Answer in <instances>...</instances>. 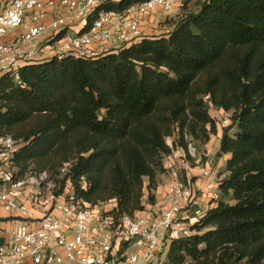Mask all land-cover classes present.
I'll list each match as a JSON object with an SVG mask.
<instances>
[{
	"label": "trees",
	"instance_id": "1",
	"mask_svg": "<svg viewBox=\"0 0 264 264\" xmlns=\"http://www.w3.org/2000/svg\"><path fill=\"white\" fill-rule=\"evenodd\" d=\"M145 1L107 2L83 30ZM198 1L165 35L33 63L19 81L1 76L0 136L18 141L22 174L71 163L77 199L114 200V212L132 216L155 204L167 137L179 132L185 148L186 134L209 142L211 106L223 108L232 114L219 153L230 158L215 206L171 243L165 264H264V0Z\"/></svg>",
	"mask_w": 264,
	"mask_h": 264
},
{
	"label": "built area",
	"instance_id": "2",
	"mask_svg": "<svg viewBox=\"0 0 264 264\" xmlns=\"http://www.w3.org/2000/svg\"><path fill=\"white\" fill-rule=\"evenodd\" d=\"M110 1L121 0H0V78L8 74L19 81L21 70L33 63L95 58L137 44L148 37L146 16L185 0H148L123 12H101L84 31L94 11ZM212 111L215 121L216 115L230 119L223 108L212 105ZM187 143L169 155L176 165L163 204L131 216L114 212V200L77 199L67 177L71 163L56 175L22 174L15 161L18 141L0 136V209L9 214L0 217V264H165L171 243L194 235L193 226L205 215L190 216L201 189L192 170L201 159ZM209 175L201 168L199 178Z\"/></svg>",
	"mask_w": 264,
	"mask_h": 264
},
{
	"label": "crops",
	"instance_id": "3",
	"mask_svg": "<svg viewBox=\"0 0 264 264\" xmlns=\"http://www.w3.org/2000/svg\"><path fill=\"white\" fill-rule=\"evenodd\" d=\"M160 13L162 15H160ZM158 12L156 14H153L151 16H146L144 18V30L148 36H155L158 32H171L173 30L172 22L173 20H177L183 15L181 8H175L171 10L170 12L164 13V12ZM166 21V29L162 30V26H160V23ZM221 137H222V130L218 128V134L216 136L212 137L209 142H201L202 145L198 146L199 153L202 152L204 157L206 158L205 164H203L202 157L201 164L199 166H194L192 172L195 175V178H199L201 174V168L206 166L207 168L209 166H212L217 172H218V178H217V184L214 187L217 193L218 188V181L220 179H223L226 174L225 168L227 160L230 158L229 154H220V145H221ZM208 159V160H207ZM164 165L167 169V173L169 174L171 171H174L173 167H175L176 162L171 156H167L164 159ZM164 175H162L163 177ZM198 184L200 187H203L206 191L205 195L199 199V204L194 207V210L191 212L190 216L193 217L195 215V211L200 213H206L210 208L214 207L215 204L211 202L213 198L217 197V194H212L211 192V180H205L202 178L198 179ZM155 204L151 205L146 203V208L153 207L158 208L160 207L164 200L165 196L167 194V187H163L158 184L157 189L155 190ZM207 195L209 197L207 198ZM9 214L5 212L4 210L0 209V217H6ZM15 218V215H12Z\"/></svg>",
	"mask_w": 264,
	"mask_h": 264
},
{
	"label": "rangeland",
	"instance_id": "4",
	"mask_svg": "<svg viewBox=\"0 0 264 264\" xmlns=\"http://www.w3.org/2000/svg\"><path fill=\"white\" fill-rule=\"evenodd\" d=\"M42 1H47V0H42ZM198 0H185L184 1V3H183V6H179V7H175V8H181L182 9V12L184 13V11H186V10H195V9H197L199 6H198ZM175 8H173V9H175ZM172 9V10H173ZM171 11V10H170ZM170 11H159V13L160 12H164V13H167V12H170ZM62 12L64 13V14H67V15H71L72 13L71 12H69V11H67L66 13H65V11L64 10H62ZM158 13V12H157ZM156 14V13H155ZM160 15H162L161 13H160ZM78 27L80 26L81 27V23L80 24H78L77 25ZM160 26H162V30H165L166 29V21H164V22H162V23H160ZM168 32H162V31H160V32H158L155 36H162V35H165V34H167ZM211 112V111H210ZM227 113H228V115L231 117V112H228L227 111ZM211 114H214L213 113V111L211 112ZM219 114V113H218ZM214 116V115H213ZM216 117V125H217V127L220 129V130H223V128L224 127H227L230 123H231V120L229 119V120H227V121H224V120H222V116L221 115H216L215 116ZM234 131H232V133H233ZM214 136H216V135H213L212 137H214ZM211 137V138H212ZM179 138H180V135H179V132H176V133H174L173 135H171V136H169V137H167V143H168V145L169 146H171L172 147V151H173V149H176L177 148V146H179V145H181V143H180V141H179ZM185 142H192L193 143V145L196 147V149L198 150V146H200V145H202V143L200 142V141H198V140H195L193 137H192V135H187V138L185 137ZM176 144V145H175ZM198 152H199V150H198ZM199 155L202 157V161H203V164H205V161H206V158L204 157V155H203V153L202 152H200L199 153ZM208 160V159H207ZM194 165H196V164H194ZM36 167V165H33L32 167H30V169H33V170H35L34 168ZM204 167H206V166H204ZM207 168V167H206ZM208 170H209V172H210V175H209V177L208 178H205V180H211V192H212V194H217L216 193V190H215V186H216V184H217V176H218V172L212 167V166H209L208 168H207ZM175 171H171L169 174H166V173H164V174H162V175H164L163 177H162V175H159V177H158V184L160 183V185H162L163 187H167V185L169 184V181H170V179H172L173 178V173H174ZM199 179V178H198ZM198 179L197 178H195V180L198 182ZM196 182V183H197ZM158 187V186H157ZM201 189H198V191H197V193H198V196H199V199L201 198V197H203L204 195H205V193H206V191H205V189L203 188V187H200ZM209 197V195H207V198ZM144 206H145V208H146V203H145V201H144Z\"/></svg>",
	"mask_w": 264,
	"mask_h": 264
}]
</instances>
